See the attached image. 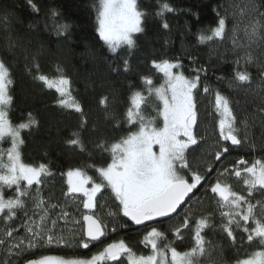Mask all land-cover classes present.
I'll return each mask as SVG.
<instances>
[{"label":"snow or ice","instance_id":"6c2138e0","mask_svg":"<svg viewBox=\"0 0 264 264\" xmlns=\"http://www.w3.org/2000/svg\"><path fill=\"white\" fill-rule=\"evenodd\" d=\"M28 4L38 11L33 0H28ZM220 7L215 10L216 25L197 34L199 44L214 39L222 41L226 37L228 9L225 8L221 15ZM230 7L235 21L231 29V51L235 59L229 86L253 93V111L238 115L234 101L215 90L213 111L208 113L214 119V142L202 148L207 141L197 131V95L201 87L204 94H213L211 87L202 83L209 69L189 57L196 66L186 75L181 58H152L151 69L162 74L163 83L157 87L151 75L140 76L145 89L131 95L124 121L130 126L128 133L115 142L102 140L96 144L98 151L111 157L106 166L95 167L98 178L80 167L62 173L66 177V190L61 192L63 202L57 199L52 203L56 199L54 195L48 194L46 198L42 195L45 185L55 175L49 166L26 164L21 159L20 147L24 143L21 130L37 122L31 117L27 123L17 126L10 122L8 107L13 97L9 94V86L13 81L9 67L0 59V142L11 139L10 147H0V219L7 226L0 233L2 264H14L13 258L21 257L22 264H125L122 257L127 264H201L200 257L206 256L212 245L206 239L205 230L212 228L220 231L238 253L239 249L258 241L260 250L251 252L245 259H237L235 264H264V157L250 162L241 156L228 166L215 167L233 150L255 151L257 143L252 129L257 122L261 131L259 148L264 152V0H239ZM175 11L164 2L158 4L155 15L165 17L166 13ZM149 15L151 13L142 10L138 0H98L96 31L113 54L122 46L133 49L135 36L145 32ZM69 27L68 24L57 25V35L67 33ZM161 27L170 29L166 19ZM205 31L210 34L206 35ZM240 32L243 43L237 39ZM250 66L257 69L258 77L248 71ZM35 68L34 79L49 89L54 87L59 94L57 105L83 115L82 104L70 92L71 80L67 75L61 74L53 80L39 73L38 65ZM123 71H131L127 58L123 60ZM254 80L262 87L252 88ZM152 97L159 101L155 117L145 115V109L153 103ZM100 103L105 104L106 98ZM157 118L162 119V126L156 125ZM137 125L138 129L133 131ZM84 126L82 121L81 127ZM68 143L80 146L83 151L79 139H71ZM154 146H158V151ZM198 150L202 162L195 156ZM231 178L242 181L246 194L233 189ZM201 188L204 189L203 197H197ZM256 192L262 198L253 203ZM105 196L114 211H104L109 207L107 201L101 203ZM204 199L211 200V210L201 207ZM70 203L78 212L82 206L84 211L79 213V218L71 211ZM217 217L218 224L215 223ZM174 218L175 223L168 228L174 239L168 240L166 232L153 225H162ZM17 219L21 222L16 227L9 225V221ZM110 225L113 233L130 226L146 229L141 243L150 248V254L137 255L123 239L106 243L90 258L77 255L35 257L33 252L53 247L88 249L95 242L103 243L102 238L108 235ZM186 231H191L194 243L189 250L181 252L174 245L177 240L183 241Z\"/></svg>","mask_w":264,"mask_h":264},{"label":"trees","instance_id":"16d2710c","mask_svg":"<svg viewBox=\"0 0 264 264\" xmlns=\"http://www.w3.org/2000/svg\"><path fill=\"white\" fill-rule=\"evenodd\" d=\"M169 3L176 9L173 13H166L165 17L155 15L159 3ZM239 0H138L142 10L149 15L145 32L136 34V47L128 49L122 46L116 54L111 53L108 47L100 40L97 28L98 0H33L38 8L34 11L28 0H0V59L4 60L10 70L13 83L9 86V94L13 97L12 104L8 107L9 120L17 126L27 123L29 118L37 123L29 129L21 130L24 140L20 147L21 159L26 164L39 165L45 163L55 174L44 187L42 195L47 197L52 194L63 202L62 189L66 190V173L71 168H84L89 175L98 178L95 167L106 166L111 157L107 153L97 150L96 144L102 140L115 142L125 136L130 126L125 121V113L130 106V98L134 91H144L141 84V75H151L155 86L163 83L161 74L151 69L152 58H181L185 66V74L193 65L189 57L195 58L199 65L207 67V78L202 83L208 84L213 90L212 95L203 93V88L197 95L199 108V136L204 137L207 144H213L212 134L214 127L213 116L208 113L213 111L215 90H220L234 101V109L238 115L253 111V93L243 88L229 86L233 76L232 32L234 24L230 5ZM220 7V14L228 9L227 35L221 41L214 39L204 44L197 42V34L216 25V9ZM164 19L170 25L169 30H164L161 24ZM70 25L67 33L57 35L56 26ZM206 35L210 31H205ZM237 39L244 42L243 33L237 34ZM34 58V59H33ZM129 59L131 71H123V60ZM35 65L39 66V73L48 75L55 80L59 75L65 74L70 78V92L82 104L83 115L71 108H62L56 101L60 99L55 88H47L34 79ZM113 69H118L114 72ZM243 70V69H242ZM248 71L253 77H258L257 69L250 66ZM217 77H223L222 80ZM134 85V87H133ZM262 87L258 80H254L252 88ZM145 95L147 93L145 92ZM106 98V103L101 104V99ZM153 103L145 109V115L155 117V106L159 104L154 97ZM238 102V103H237ZM84 121V127L81 122ZM119 125V126H118ZM156 125H162V119H156ZM138 129V125L132 128ZM256 139L257 148L250 151L248 148L233 150L225 156L215 167L228 166L239 157L243 156L250 162L264 157V152L259 148L260 127L252 129ZM79 139L83 146H72L68 143L71 139ZM11 146V141L5 139L0 142V147L6 149ZM198 162L203 161L201 152L195 153ZM206 166V165H205ZM215 171L212 175L215 176ZM229 182L236 191L246 194L242 181L237 182L231 178ZM204 189L197 192V197H203ZM261 194H254L255 200L261 199ZM107 201H101L104 203ZM109 207L104 209L114 211L111 201ZM211 200L204 199L201 207L211 210ZM69 207L74 215L79 218L83 212L82 206L78 210L71 203ZM183 214V209L180 210ZM22 217V213L19 214ZM20 219L9 221V225L16 227ZM175 223L167 221L160 227L166 232L168 240L173 236L168 231L169 225ZM216 224L219 223L217 217ZM7 227L0 219V233ZM71 227V225H69ZM146 229H137L130 226L111 232L103 243L90 245L88 249L73 246L72 248H51L33 250L35 257L40 255H77L87 258L94 248L106 243L123 239L137 255L150 253L142 243V233ZM23 235V229L20 230ZM206 239L212 245L206 256L200 257L201 264H235L237 259H245L253 252L260 250L258 241L253 245H246L239 249L233 247L220 231L216 228L205 230ZM191 231H186L183 241H175L178 251H187L193 246ZM166 242V241H165ZM3 253L0 252V264ZM29 256L28 258H35ZM124 259V257H122ZM126 260V259H124ZM14 264H22L23 257L13 258ZM126 264V261H125Z\"/></svg>","mask_w":264,"mask_h":264},{"label":"rangeland","instance_id":"374dc122","mask_svg":"<svg viewBox=\"0 0 264 264\" xmlns=\"http://www.w3.org/2000/svg\"><path fill=\"white\" fill-rule=\"evenodd\" d=\"M107 46V45H106ZM162 75V74H161ZM163 123V122H162ZM162 126V125H161ZM7 139H9L10 141H11V139L10 138H7ZM154 150H156V151H158V146H154ZM84 211V210H83ZM138 229V228H137ZM141 229H143V228H141ZM112 243V242H111ZM96 244V243H95ZM105 246V244L104 245H101V246H99L98 248H94L93 249V251L92 252H90V256L89 257H87V258H90L91 257V255H93L94 253H96V252H98V251H100V250H102V248ZM148 254H150L149 252L148 253H146V254H144V255H148ZM82 258H84V257H82ZM124 259H126V258H124ZM169 260H170V254H169ZM126 261V260H125ZM126 264H127V261H126Z\"/></svg>","mask_w":264,"mask_h":264},{"label":"water","instance_id":"95a60500","mask_svg":"<svg viewBox=\"0 0 264 264\" xmlns=\"http://www.w3.org/2000/svg\"><path fill=\"white\" fill-rule=\"evenodd\" d=\"M132 227H133V226H132ZM135 228L141 229V228H139V227H135ZM102 240H103V239H102ZM95 243H99V242H95ZM95 243H94V244H95Z\"/></svg>","mask_w":264,"mask_h":264}]
</instances>
